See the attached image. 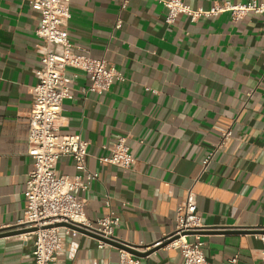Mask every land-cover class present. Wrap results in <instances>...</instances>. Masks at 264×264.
<instances>
[{"label": "crops", "instance_id": "0c3cea01", "mask_svg": "<svg viewBox=\"0 0 264 264\" xmlns=\"http://www.w3.org/2000/svg\"><path fill=\"white\" fill-rule=\"evenodd\" d=\"M29 1L0 0V264H31V241L11 233L21 230L33 165L27 117L44 47L34 35L39 15ZM248 1L264 4L184 0L205 11ZM69 13L65 31L73 52L103 60L123 78L107 91L82 94L86 76L65 70L72 98L62 103L59 134L88 142L86 168L96 174L87 191L75 193L85 218L94 222L113 212L115 243L152 250L141 264H182L177 250L153 245L173 231L176 209L192 188L206 260L264 264V241L255 237L264 228V13L196 22L178 15L167 25L156 0H70ZM120 137L134 158L126 172L99 161ZM55 170L75 173L69 157ZM63 237L52 264H117L116 246L99 248L89 235Z\"/></svg>", "mask_w": 264, "mask_h": 264}, {"label": "built area", "instance_id": "2783aa9c", "mask_svg": "<svg viewBox=\"0 0 264 264\" xmlns=\"http://www.w3.org/2000/svg\"><path fill=\"white\" fill-rule=\"evenodd\" d=\"M156 1L166 10L164 21L167 25L173 24L178 15L196 22L200 18L216 17L222 13H228L233 21L250 12L264 13V4L255 1L218 3L206 11L200 8L193 10L184 0ZM69 3L70 0L29 1L30 7L39 15L34 35L44 43L39 51L40 67L34 71L36 84L31 90L32 104L27 117L26 155L32 159L33 165L23 192V216L18 221L22 230L21 240H30L32 244L31 264H52L61 251L63 236H95L99 238L98 247L102 248L106 246L104 241H115L114 231L119 225V218L111 211L94 222L85 218L83 201L75 193L87 191L96 179V174L86 168L88 142L78 135H61L58 130L62 103L72 98L71 78L65 74L67 68L86 76L88 84L82 89V94L104 92L114 82L123 81L114 66H107L103 60H93L73 52L65 31L70 16ZM51 48H60L61 52L54 53ZM229 135V131L223 133L220 144ZM126 142L124 137L116 139L107 148L109 156L99 161L123 172L129 171L134 158ZM261 148L264 151V146ZM61 157L71 158L75 171L73 175L56 172L55 167ZM210 158L211 154L203 160V168ZM105 205H109L107 200ZM203 232L205 228L197 211L196 195L190 188L183 205L176 209L173 231L153 247L177 250L182 264H214L204 257ZM255 237L264 241V228ZM117 253V264H141L139 258L122 249H118ZM236 260L232 258L228 263L235 264Z\"/></svg>", "mask_w": 264, "mask_h": 264}, {"label": "water", "instance_id": "95a60500", "mask_svg": "<svg viewBox=\"0 0 264 264\" xmlns=\"http://www.w3.org/2000/svg\"><path fill=\"white\" fill-rule=\"evenodd\" d=\"M77 231H79V230H77ZM79 232H81V231H79ZM11 233H13V234H20V233H22V230L18 229V230H15L14 232H11ZM92 237H95V236H92ZM95 238L99 239L98 237H95ZM104 242L107 243V244H109V245H114L118 249H122V250L126 251L127 253H129L130 255H132L134 257H137V258L145 257V256L149 255L152 252V250H151L150 252L139 253V252H137V250H135L134 247L127 246L125 244H124L125 246H122L123 243L122 244H118V243L111 242V241H104Z\"/></svg>", "mask_w": 264, "mask_h": 264}]
</instances>
